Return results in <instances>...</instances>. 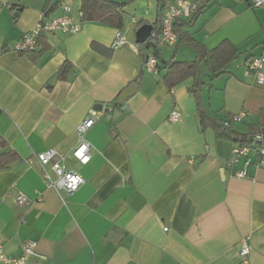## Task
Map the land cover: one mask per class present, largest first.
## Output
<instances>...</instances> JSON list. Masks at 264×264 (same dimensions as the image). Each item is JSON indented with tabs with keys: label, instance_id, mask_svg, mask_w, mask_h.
<instances>
[{
	"label": "crops",
	"instance_id": "obj_1",
	"mask_svg": "<svg viewBox=\"0 0 264 264\" xmlns=\"http://www.w3.org/2000/svg\"><path fill=\"white\" fill-rule=\"evenodd\" d=\"M46 1L0 0L5 254L18 258L22 243L33 240L47 264H264V168L250 165L245 178H236L243 159L227 166L233 144L200 123L204 110L219 121L241 115L232 125L240 135L255 136L264 125V85L246 74L251 58H264V8L212 0L185 30L207 50L228 41L239 54L217 77L201 62L196 79L169 88L164 68L143 70L135 42L138 28L159 19L158 0H111L125 4L121 29L82 21L79 0L75 13L70 7L79 32L43 34L33 58L18 54L15 43L26 32L70 6L60 0L45 14ZM117 31L127 45L111 52ZM156 41L163 62L197 60L188 47ZM92 111L100 117L85 135L90 160L80 165L71 155L75 129ZM172 111L179 121L168 120ZM48 149L84 180L70 196L41 178L34 155ZM19 194L27 202L19 204ZM242 240L250 247L245 263Z\"/></svg>",
	"mask_w": 264,
	"mask_h": 264
},
{
	"label": "built area",
	"instance_id": "obj_2",
	"mask_svg": "<svg viewBox=\"0 0 264 264\" xmlns=\"http://www.w3.org/2000/svg\"><path fill=\"white\" fill-rule=\"evenodd\" d=\"M253 6L256 8H264V0H252ZM197 9V3L188 0H169L160 16V28L157 35L151 34L150 38H155L161 44L173 47L177 42L175 33L173 32V24L177 19H189ZM134 21V20H133ZM81 26L75 23L71 17V8L63 5L61 13L51 19H41L36 26L26 32L20 40L15 43L14 50L18 54H26L33 51L37 46V41L43 34H75L79 32ZM127 45L124 35L117 31L109 49L116 52ZM264 66L263 57H254L248 63L247 75H253L259 86L264 85V76L262 68ZM142 68L146 72L157 73V61L153 54L148 51L144 52V61ZM99 114L95 111L90 112L76 126L75 132L77 142L72 149V157L80 164L86 165L91 157V145L86 140L85 135L99 118ZM180 114L172 111L168 120L177 122ZM241 115H233L223 121L225 127L239 122ZM40 170L41 178L47 188L53 189L56 193L63 196H70L78 190L84 183L82 176L75 170L66 168L65 157L58 155L53 149H48L34 155ZM243 159L242 168L235 172L236 178L242 179L246 177L247 169L250 165L255 168H264V145L260 138H252L251 143L244 146L233 145L231 147V157L227 162V166L237 164ZM191 162V160H190ZM17 202L24 204L27 202L26 197L19 194ZM168 229L164 228L166 232ZM239 254L245 263L250 254V247L246 240H242L240 244ZM0 264H47V258L36 251V242L33 240H25L22 243V254L18 258H13L5 254L0 247Z\"/></svg>",
	"mask_w": 264,
	"mask_h": 264
},
{
	"label": "trees",
	"instance_id": "obj_3",
	"mask_svg": "<svg viewBox=\"0 0 264 264\" xmlns=\"http://www.w3.org/2000/svg\"><path fill=\"white\" fill-rule=\"evenodd\" d=\"M211 1L212 0H200L199 4H197V9L191 18H189V22L177 19L173 24V32L177 38V42L173 47L176 49L179 46H185L195 51L197 54V60L194 63H175L172 61L163 62L159 58L158 43L155 38H149L144 44L139 46L142 62L144 61V52L148 51V53L150 52L153 54L157 61V72L159 67L166 70L163 80L169 88H172L173 85L185 80L186 78L192 77L196 79L198 77V72L200 71L201 62L204 63L205 68L210 72L213 78L217 77L223 72L225 65L239 54L237 48L228 41H223L214 49L207 50L201 44L195 42L190 34L185 30L187 25L193 22ZM59 2L60 0H57L56 2H53V0H47L44 8L45 14L50 13V11H54L58 7ZM158 2L160 5L161 16L166 7V0H158ZM123 5L125 4L116 3L111 0H80L79 12L81 14L82 21L97 22L116 29H121L123 25ZM160 16L152 29L154 35L159 33ZM39 40L37 41V45ZM35 50L36 48L31 52L21 55H31L33 58ZM199 84L200 82H197L195 84V88L191 89L192 93H197L196 88ZM200 123L203 128H212L217 138L230 141L233 145H237L239 147L250 144L252 138L255 137L250 134L240 135L232 129V125L230 127H225L223 121L210 117L204 110L200 114Z\"/></svg>",
	"mask_w": 264,
	"mask_h": 264
},
{
	"label": "water",
	"instance_id": "obj_4",
	"mask_svg": "<svg viewBox=\"0 0 264 264\" xmlns=\"http://www.w3.org/2000/svg\"><path fill=\"white\" fill-rule=\"evenodd\" d=\"M15 15H18V12H16ZM152 29L153 27L147 24L138 28V30L135 32V42L140 45L144 44L151 37ZM93 109L101 112L103 105L95 104ZM255 138H260L261 143L264 145V126L260 128V131L255 135ZM220 173H222V171H220Z\"/></svg>",
	"mask_w": 264,
	"mask_h": 264
},
{
	"label": "rangeland",
	"instance_id": "obj_5",
	"mask_svg": "<svg viewBox=\"0 0 264 264\" xmlns=\"http://www.w3.org/2000/svg\"><path fill=\"white\" fill-rule=\"evenodd\" d=\"M64 1H67L69 3L70 7L73 9V12L75 13L79 5V0H64Z\"/></svg>",
	"mask_w": 264,
	"mask_h": 264
}]
</instances>
